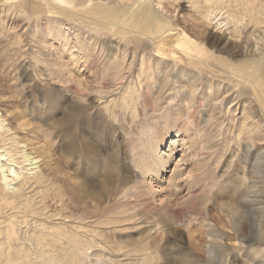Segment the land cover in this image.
<instances>
[{
    "label": "rangeland",
    "instance_id": "1",
    "mask_svg": "<svg viewBox=\"0 0 264 264\" xmlns=\"http://www.w3.org/2000/svg\"><path fill=\"white\" fill-rule=\"evenodd\" d=\"M19 2L11 10L0 5V109L11 104L24 110V119L39 127L38 133L28 134L25 139L42 143L54 164L47 184L27 189L23 197L15 199L13 208L5 204V212L0 211V229L12 225L24 238L19 241L24 243L22 256L13 262L30 256L38 264L43 263L32 238L36 234L50 242L48 247L55 254L46 264H217L206 255V248L216 257L233 258L234 264L263 260L264 244L256 239L258 236L230 232L225 210L219 209L224 203L238 207L245 196L242 194H255L246 180L254 171L264 170V140L255 141V154L253 151L247 159L243 157L239 127L232 119L235 106H229L235 94L227 96L225 106L206 121L211 110L203 102L205 93L197 95L190 107L185 102L188 93L181 85L186 76L193 75L188 67L196 69L186 60L181 63L168 56L160 61L161 69L172 67L171 59L178 66L174 65L177 74L174 72L167 85L160 69L159 74L154 69L148 73L138 71L140 56L152 58L153 51L150 47L136 49V44L143 40L151 46L157 39L142 37L136 28L125 24L129 11L137 8L134 5L127 6L128 12L122 17L107 9L114 17L110 21L102 13L90 11L95 5L113 6L110 1L92 0L84 5H62L57 0ZM246 2L257 10V0H233L234 7H230L239 12L240 19L244 17L242 23L249 14ZM154 3L163 4L169 14L178 12L172 0ZM213 16L205 33L197 26L200 18L196 10L186 6L173 22L191 44L233 64L253 66L258 58L248 55L244 59L235 48L242 44L240 40L223 41V31L229 29L234 35L231 39L242 38L235 23L228 22L225 10L213 11ZM255 17L251 24L264 30V10ZM218 19L222 23L214 24ZM132 55L134 61L130 62ZM86 60L93 61L94 73L83 66ZM116 62H120V75L111 68ZM211 79L219 80L211 75L202 77L205 84ZM234 82L238 84L235 93L241 107L256 119L264 118V102L254 86L239 77ZM76 90L89 103H82L84 107H78L71 117L68 108L79 99ZM86 91L89 96L84 95ZM126 91L132 93L128 99H124ZM242 113L241 108L235 111L236 117ZM174 131L184 139L181 145L174 139ZM171 139L177 143L170 146L172 156L164 162L165 171L158 160V164H148L149 170L156 168L157 176L144 174L143 163L148 155L144 154V146L158 142L159 149L167 154ZM252 164L259 170L250 172ZM2 174L0 171V191L4 190L11 200L17 186L3 183ZM78 179L86 180L93 190L87 194L76 192L73 186ZM102 181L108 183L110 191L97 189ZM190 193L196 195L184 201ZM257 206L258 213L245 216L248 225L242 222V231L247 226L264 231V202ZM213 232L220 235L217 240L221 246L211 243ZM258 249L262 252L254 256L252 251ZM142 251L151 254L152 259L143 263ZM71 252L73 257L68 255ZM2 259L6 261L5 256Z\"/></svg>",
    "mask_w": 264,
    "mask_h": 264
},
{
    "label": "bare ground",
    "instance_id": "2",
    "mask_svg": "<svg viewBox=\"0 0 264 264\" xmlns=\"http://www.w3.org/2000/svg\"><path fill=\"white\" fill-rule=\"evenodd\" d=\"M57 1L62 5H65L66 3H76L77 5H82V4L84 5L92 2V0H57ZM105 1L107 2L110 1L111 3H113V6L111 7L104 6L100 8L99 6L95 5L92 6L90 10L91 13L94 14L102 13L106 19H109L111 21L112 20L111 17L113 16H110L111 14L109 15L107 9L116 12L118 16L121 15L123 16L124 13L128 12L127 6L129 7L130 5H134L137 8L133 10V12L131 10L129 11L128 20L125 22V24L131 25L134 28H136L137 29L136 32L142 37H148L149 39H154V38L157 39V42H153L151 46L150 44L147 43V41H143V40H139V42L136 44L137 47L136 49H140L141 47H145V48L150 47L153 51L152 58H145L143 55L140 56L139 58L140 64L138 67V71L142 73H148L150 69H154L158 73V69H160L161 73L165 78V83L167 85L168 80H170L172 76H175L174 72H176L177 70L174 69V65L177 66V64L171 59L170 62L172 63L173 66L171 67L169 65H166L163 69H161L160 61L166 59V57L168 56L175 57L181 63H184L183 60H186L191 66L196 68L193 69L187 66L188 67L187 71L193 73V75H191L190 77L186 76L187 79L186 80L184 79L185 82H182L181 88L187 89L188 98L186 99L185 102L187 103L188 106L194 104L193 102L197 95L201 96L203 93L206 94L203 95L206 98L203 99V102L206 101L209 106L208 109L211 110L210 111L211 114H208L206 116V121L213 119L215 117L216 111L221 110L222 107L225 106L224 102L227 100V96L230 97L231 95L235 94L230 99L231 103L229 106L232 107L235 106L232 109V113H234L232 119L233 122L237 124V127H239L238 139L240 141L241 146H243L242 149L243 157L244 159H247L248 158L247 156L250 155L253 151H254L253 154H255L256 151L255 141L264 140V118H262L261 116V118L256 119V116L245 111L244 105H243L244 108L241 107V103L237 100L238 96L235 93L238 84H234L235 83L234 81L235 78L237 77L243 80H247L251 85L254 86V90L260 94L264 102V30L259 29V27L256 26V24H251L253 19H256L255 17L256 15L258 14L262 15V12L264 10V0H257L259 2L257 10L255 9V7L248 5V2H246V5L249 7V14H247V18H245L246 19L245 23H242L244 17L240 19L241 17L239 16V12H233L230 10V7H234V5H232L233 0H172L178 12L174 10L172 13L170 12L171 14L168 13V11L165 9L166 7L163 4L154 3L155 0H105ZM17 3H20L19 0H0V5L4 7L6 6L5 8L7 9H9L12 6H15L16 8ZM28 3H30V1ZM123 5H126V8L123 7ZM184 6H186L188 10H192V9L196 10L197 15L200 18V21L197 26L202 29V33H205L206 31L208 32L212 22L215 19L214 16L212 17L213 11L222 12V10H225L226 15L228 17V22H231L233 24L235 23L234 26L238 27L237 28L238 32H240L239 35L241 34L240 36L242 38L231 39V37H234V35L233 33L231 34V30L229 29L227 31L225 30L226 32L223 31L225 34V36L223 37V41H225L226 39L235 40V41L240 40L242 44L235 46V48H239V54L241 56H244V59H247L248 55L257 56L258 59L255 61L256 63L251 67H249L248 65L243 66V65L233 64L227 61L224 57H216L212 53H209L207 50H203L199 45L194 43L191 44L190 41H186L184 39L186 35L179 32L177 29V25L173 22V20H177V17L179 16V11L182 10ZM60 7H64V6H60ZM226 8L228 10H226ZM20 12H23V10ZM108 15L110 18L108 17ZM22 20L24 22V19ZM103 22H105V19ZM113 22L115 21L113 20ZM216 23L217 25H220L222 21L218 19L217 21L214 22V24ZM174 37L175 40H173ZM223 41H221L220 43H222ZM69 54L70 57L73 56L72 52L71 53L69 52ZM129 61L130 62L134 61V55L131 56ZM92 64H93L92 60H86L85 64L83 65L87 70H89L90 74L91 72L93 73L95 72V67ZM148 64L149 66H146ZM119 66H120V62L119 63L116 62V64L112 65L111 67L114 73L117 75H120L122 73V69ZM207 75L214 76L219 80L211 79V82L209 84H205L202 80V77ZM229 83L233 84L232 87L226 86ZM179 85H177V87ZM163 88L164 87L162 86V89ZM126 92L127 94H125L124 99L126 98L128 99V97H131L132 94L131 91L130 92L126 91ZM78 93L79 91L76 90L75 95L78 96L79 99L73 101L70 107L68 108L71 117L73 116L75 110L78 109V107H80L79 109L84 107L85 104L82 103H89L81 99ZM84 95L89 96L90 94L88 93V91H86ZM235 100L236 102H234ZM240 108L243 113L239 117H236L235 111L240 110ZM261 111L264 116V105ZM30 123L31 122L28 123V120L26 121L24 119V110H20L18 109V107H15L11 104H6L0 109V171L3 173L2 182L4 181L3 183L5 184L12 182L17 186V193L13 192L16 194L13 195V199L11 200L8 199V196L4 190L0 191L1 212H5L4 211L5 207H8V206L4 207L5 204H11L10 206L13 208L14 206L12 204L15 201V199L23 197L27 189L28 191H30L31 189H33L34 186L41 185L44 182H46L47 184V180L51 173L50 171L54 164L53 158H51V156L48 154V151L45 149L42 143L34 142L32 141L31 138L25 139L26 135L30 134L32 136V133H36L37 130L39 129L38 125L32 126ZM59 123L61 126L64 125V122H59ZM174 132H175L174 139H177V141L180 140L179 143L180 145L181 143L185 142L184 139L181 138V135L176 133V131ZM19 133H21L22 135L19 136L18 135ZM154 137H152L153 140L156 138ZM152 138L148 140H152ZM174 139H171L169 141V146L166 149L167 154L162 149L161 150L159 149L160 147H158L159 144L158 142L155 145L153 144V146L152 143L144 146L143 148L145 151L144 154H148L146 157L147 161L143 163V166H146L143 169L144 174L151 173L152 175L157 176L156 168L149 170L148 164L149 162L158 164V160L160 166L165 171L164 162L170 160L172 156V151H171L172 148H170V146H173L175 145V143H177V141ZM251 166L253 167V169L251 168L250 172H253L254 169L259 170L257 167L254 166V164H252ZM14 168L17 169L14 170ZM3 171H5L6 174H4ZM54 171H55V167L53 168V172ZM263 176H264V170L263 171L261 170L256 174L254 171L253 176L251 177L250 175L248 176V180H246L248 181L247 187H249L248 189H250L251 191L253 187L256 193L255 194L251 193V195L247 196L248 195L247 193L249 192L248 191L246 194H242L241 196L244 195L245 196L244 198L241 199L238 207L236 204H229V203H224L219 206V209L221 211L225 210L226 213L225 215L227 217L226 219H228V223L226 224V227H229L230 232L241 235L242 233L246 232L248 234L253 235L254 237L258 236L256 237V239H258V241L261 242L262 244H264V235L262 236L260 235L264 233L263 229L256 230L254 229V227L247 226L246 230L242 231L240 226L242 222H246V224L248 225L245 216L253 217L255 213H258V209H260V207L257 205H259L261 202H264ZM119 177L122 178L121 176ZM178 177L179 174L176 176L175 179H177ZM102 182L103 185L98 186L97 189L110 191V186L108 185V183L106 181H102ZM73 187L76 192L78 193L82 192V194L90 193L91 190H93L92 186H90L89 183L86 182V180L81 181L78 179L77 183L74 184ZM192 189L194 191V187H192ZM192 193L186 194L187 196L184 198V201L188 202V199L192 198L193 195H196ZM203 217L208 219L206 215ZM210 223L212 224L211 220ZM212 231L213 230H211V232ZM216 233L213 232L212 238H210L211 243L221 246V241H218L220 240L219 239L220 235ZM32 238H33V242L36 244L37 248L39 249V251L36 253L37 256L41 257L42 255L45 260V261L43 260V263L40 264H46L47 262H52L53 257H55V254L48 247L50 245V242L46 241L45 237L41 234H36L32 236ZM20 240L22 239L17 235V233H15V230L12 225H8L6 229H4L3 231L0 229V264H38V262L37 261L35 262V260L30 258V256H26L25 258H22L19 261L13 262L14 259L22 256V254L20 253V249L24 247L23 245L24 243L19 242ZM22 241H24V238ZM38 243L41 246H44V249H42ZM239 244L241 245V241ZM13 247L19 249H15ZM142 250L146 251L147 248H143ZM144 251H142V256H141L143 263L152 259L151 254H148V252H144ZM252 252L254 253V256H258L262 252V250L258 249V250H253ZM205 253L210 259L215 261V263L217 264H234L235 262V260L230 257L220 258L219 256L217 257L214 256L213 254H215V252L212 253V251H210L208 248L205 249ZM68 255L70 257H73L72 252L69 253ZM3 256H5L6 259L5 262L2 259ZM168 256H166V258ZM76 263L79 264L77 261ZM246 264H264V256H263V260H258L257 258H254L253 260H250V262H246Z\"/></svg>",
    "mask_w": 264,
    "mask_h": 264
}]
</instances>
